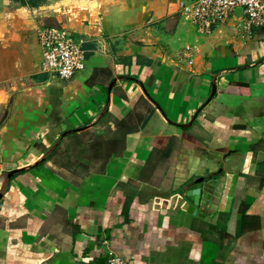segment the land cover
<instances>
[{"label":"crops","instance_id":"crops-1","mask_svg":"<svg viewBox=\"0 0 264 264\" xmlns=\"http://www.w3.org/2000/svg\"><path fill=\"white\" fill-rule=\"evenodd\" d=\"M180 1L0 0V264H264V27L237 8L203 34ZM41 25L84 40V71L41 70Z\"/></svg>","mask_w":264,"mask_h":264},{"label":"built area","instance_id":"built-area-1","mask_svg":"<svg viewBox=\"0 0 264 264\" xmlns=\"http://www.w3.org/2000/svg\"><path fill=\"white\" fill-rule=\"evenodd\" d=\"M182 14L203 34L212 33L224 23L233 11L240 8L243 16L238 27L250 34L255 27H264V0H181ZM42 48L41 70L69 80L87 67L84 40L76 38L63 25H41L37 29ZM192 48L186 46L183 54L190 57ZM192 62V61H190ZM109 264H131L112 254Z\"/></svg>","mask_w":264,"mask_h":264},{"label":"water","instance_id":"water-1","mask_svg":"<svg viewBox=\"0 0 264 264\" xmlns=\"http://www.w3.org/2000/svg\"><path fill=\"white\" fill-rule=\"evenodd\" d=\"M116 81L117 79L115 78L109 88V91L111 90L112 85ZM142 88L144 89L145 93L149 96L143 85ZM216 89H217L216 85L213 84L211 94L207 101H210L212 99V97L216 93ZM14 95H15L14 91L10 90L2 100L3 108L1 110V116H0V128L7 122L11 114L13 108ZM196 116L197 113L188 123H177V125L181 127H187L193 123ZM74 130L75 129L66 130L65 132H63V135H66ZM24 170H25L24 167L13 169L10 172H8V177H11L12 175ZM232 179H233L232 174H229L228 176L219 175L218 177L209 178L207 180H205L203 177L198 178L193 184H191L189 190L187 191V200L190 204V211L196 212L197 210H200L205 214L213 213L217 209V202H219L221 197L230 194L233 186ZM2 196H3V192H0V199L2 198ZM188 196H190L191 199H188Z\"/></svg>","mask_w":264,"mask_h":264},{"label":"rangeland","instance_id":"rangeland-1","mask_svg":"<svg viewBox=\"0 0 264 264\" xmlns=\"http://www.w3.org/2000/svg\"><path fill=\"white\" fill-rule=\"evenodd\" d=\"M3 180H6L7 179V176H6V174L5 175H3V178H2Z\"/></svg>","mask_w":264,"mask_h":264},{"label":"trees","instance_id":"trees-1","mask_svg":"<svg viewBox=\"0 0 264 264\" xmlns=\"http://www.w3.org/2000/svg\"><path fill=\"white\" fill-rule=\"evenodd\" d=\"M33 167H36V165H35V166H33Z\"/></svg>","mask_w":264,"mask_h":264}]
</instances>
